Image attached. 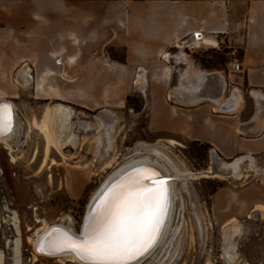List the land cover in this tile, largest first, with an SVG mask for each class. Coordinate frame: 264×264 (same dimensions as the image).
<instances>
[{
  "label": "crops",
  "instance_id": "crops-1",
  "mask_svg": "<svg viewBox=\"0 0 264 264\" xmlns=\"http://www.w3.org/2000/svg\"><path fill=\"white\" fill-rule=\"evenodd\" d=\"M197 32L214 42L210 47L241 49L231 95L221 94V72L190 66L169 92L175 66L161 56L180 52L175 60L184 64L181 42ZM109 48L122 50L125 61L110 58ZM141 89L148 133L206 143L223 160L264 156V0H0V101L12 103L19 122L38 125L58 106L113 113ZM96 131L108 138V128ZM20 134L24 139V129ZM256 191L221 189L213 207L224 199L221 209H238L231 200L239 195L245 196L240 209L260 211L264 189Z\"/></svg>",
  "mask_w": 264,
  "mask_h": 264
},
{
  "label": "rangeland",
  "instance_id": "rangeland-1",
  "mask_svg": "<svg viewBox=\"0 0 264 264\" xmlns=\"http://www.w3.org/2000/svg\"><path fill=\"white\" fill-rule=\"evenodd\" d=\"M181 50L184 64L173 59L167 63L175 66L169 92L176 91L179 72L184 74L190 66L211 75L221 72L224 77V81L219 82L221 94H232L238 77L225 69V49L199 46ZM176 52L175 55L180 53ZM111 54L116 58L124 55L120 49ZM189 80L191 85L194 78L188 76L186 81ZM166 98L170 104H177L172 93ZM107 110L111 109L73 107L74 145L62 149L64 157L51 149L45 158L43 138L36 130L31 131L32 127L22 140L20 132L17 133L9 150L0 144L2 264H14L12 243L16 238L20 242L19 264H78L69 261L68 256L38 255L31 239L43 223L62 222L78 232L85 210L105 177L128 160L136 149L141 156H150L152 149L158 150L162 155L159 160L172 174L202 172L212 167L215 152L206 143L146 131L148 111L143 89L127 95L122 108L112 109L113 113ZM102 117L113 125L107 139L104 134L100 139L95 129L100 126L98 121ZM169 140L177 144L170 145ZM108 160L112 161L110 168H105ZM222 161H236L235 167L243 178L177 176L173 180L171 229L150 257L140 264H264V212L251 207L240 209L245 196L239 195L231 200L238 209H221L227 202L224 199H220L219 208L213 207L215 194L221 189L240 192L249 187L254 194L257 188L264 189V156L240 155ZM13 215L17 219L18 233L11 222ZM232 219L238 220L243 228L236 242V259L229 263L223 257V225Z\"/></svg>",
  "mask_w": 264,
  "mask_h": 264
},
{
  "label": "snow or ice",
  "instance_id": "snow-or-ice-1",
  "mask_svg": "<svg viewBox=\"0 0 264 264\" xmlns=\"http://www.w3.org/2000/svg\"><path fill=\"white\" fill-rule=\"evenodd\" d=\"M8 106L0 105V135L10 130ZM165 182L134 169L94 204L80 237L57 233L45 247L71 250L85 264H138L154 246L167 208Z\"/></svg>",
  "mask_w": 264,
  "mask_h": 264
},
{
  "label": "bare ground",
  "instance_id": "bare-ground-1",
  "mask_svg": "<svg viewBox=\"0 0 264 264\" xmlns=\"http://www.w3.org/2000/svg\"><path fill=\"white\" fill-rule=\"evenodd\" d=\"M199 45H209L212 46L214 42H211L209 40H204L203 42H199ZM207 44V45H206ZM215 45V44H214ZM184 47H180V49H183ZM176 56V55H175ZM172 57L167 56L165 62L169 63V60H171ZM178 63L182 64V60H179ZM190 65V64H189ZM192 72L195 77H201L206 76L205 74L197 71H187ZM186 73V72H185ZM198 82H201L200 80H197ZM188 89L185 88V90ZM202 89V88H201ZM210 91V88H209ZM207 91L206 94L209 92ZM192 92V91H191ZM201 92V91H200ZM188 92L185 91L184 95H187ZM237 94L235 93V99ZM216 101V100H215ZM218 101V100H217ZM237 101V100H236ZM0 105H6L3 103H0ZM8 107L13 110V115H15V108L12 104H8ZM54 116L52 115V112L47 110L44 114L40 124L36 125V127L39 129L40 133L43 135L44 141H45V156L47 155V152L51 146L54 147V149L60 154V156L64 157L62 155V149L64 146L73 144V141L75 139V136L72 132V112L69 108L58 106L55 108ZM105 112V111H104ZM102 116V115H101ZM110 116V115H109ZM103 118V117H102ZM113 118V117H112ZM15 119V118H14ZM15 121V120H14ZM100 127L106 130H110L113 125L111 122L106 121L105 118L99 119ZM116 123V122H115ZM14 130L6 137H4V133H7V129L3 132L2 135H0V141H5L6 139L10 138L11 135L14 133L15 129L17 128L16 122L14 123ZM97 129V127L95 128ZM55 130V134H54ZM170 145L177 144L173 140H169ZM74 145V144H73ZM140 154V155H139ZM162 155L160 152L156 149H152L150 151V156H141V152H139L137 149L133 151V154L129 157L128 160L123 162V164L115 167L108 175L105 177L104 182L101 184L99 189L94 193L90 203L88 204L87 209L85 210V216L83 219V222H81V227L78 232H75L72 228L67 226L66 224L62 222L54 223L51 225H48L47 223H43L41 227L37 230V233L34 234V238L31 239L32 247L34 251L41 256L46 257H61V256H68L69 261L74 262L75 261L78 264H85V261L81 260L75 252L71 250H64V251H55V250H49L45 247V242L49 241L54 235L57 233H68L71 234L74 237H80L85 229L86 224L89 221L91 210L94 206V204L98 201V199L105 193V191L112 187L114 184H116L118 181L122 180L128 173L132 172L134 169H148L152 172H155L160 179H162L165 182V187L167 189L166 191V198H167V208L164 216L162 217V225L158 232L157 239L155 241L154 246L151 248V250L145 254L143 257L139 258L138 264L143 263V261L153 253L155 248L158 246L159 243L163 242V240L166 237V234L169 231V223L171 219V214L173 210V199L175 198L173 191V180L180 176L182 178L185 177H222L227 178L219 175L217 171H215L212 167H209L207 170L202 172H186L182 174H172L170 173L168 167L163 164L159 158ZM114 160V159H113ZM109 161V160H108ZM110 162L106 164L105 168H110ZM114 162V161H113ZM235 162L232 161L227 164V167L232 169V176H234L235 179H241L243 178V175L238 172V170L235 167ZM239 163V162H238ZM54 164V162H53ZM114 165V164H113ZM112 165V166H113ZM166 178H170L168 181H166ZM180 180V179H178ZM177 181V180H175ZM98 188V187H97ZM256 210V209H255ZM260 211L264 212V209H259ZM11 218V222L18 233L17 229V219L16 216L13 215ZM172 220V219H171ZM241 225L239 224L238 220L232 219L228 222H226L223 225V257L224 259L229 262L233 263V261L236 259V242L239 238L241 231H242ZM171 229V228H170ZM238 243V242H237ZM157 249V248H156ZM12 251H13V261L14 264H19L20 262V242L19 239L16 238L12 243ZM33 259L36 260L37 257L33 255ZM0 264H2V255L0 254ZM135 264V262H134Z\"/></svg>",
  "mask_w": 264,
  "mask_h": 264
},
{
  "label": "built area",
  "instance_id": "built-area-1",
  "mask_svg": "<svg viewBox=\"0 0 264 264\" xmlns=\"http://www.w3.org/2000/svg\"><path fill=\"white\" fill-rule=\"evenodd\" d=\"M195 42H203L202 36L200 33H193L191 35V41L187 42L182 41L181 46L184 48H188L189 50H192L194 48H198L199 44H195ZM167 56L172 57L171 59L175 60V53L168 51L165 54L161 56L162 60H165ZM224 57H225V69L229 74H238L242 71L241 69V49L237 46H229L225 48L224 51ZM30 69V68H29Z\"/></svg>",
  "mask_w": 264,
  "mask_h": 264
},
{
  "label": "flooded vegetation",
  "instance_id": "flooded-vegetation-1",
  "mask_svg": "<svg viewBox=\"0 0 264 264\" xmlns=\"http://www.w3.org/2000/svg\"><path fill=\"white\" fill-rule=\"evenodd\" d=\"M0 103H3V104H6V106H8V104H12V103H10V102H6V101H0ZM56 109L54 108V109H52V115L54 116V111H55ZM7 111H8V113H9V115H8V120L10 121V130H8V131H6L7 133H4L5 135H4V137H6V136H8L13 130H14V126H15V122H16V125H17V128L15 129V131H14V133L11 135V137L10 138H8V139H6L5 141H0V144H2L4 147H5V149L6 150H9V147H10V144L12 143V141L16 138V136H17V133H19L22 129H24V131H25V133H27V131L31 128V127H34L35 129H37L38 131H39V129L36 127V122H35V120H34V122H35V125L33 124H27V122H25V121H23V123L22 122H19L18 121V119H17V117L15 116L14 117V115H13V110L12 109H10L9 107L7 108ZM16 115V114H15ZM15 118V119H14ZM15 120V121H14ZM40 132V131H39ZM41 134V133H40ZM54 134H55V130H54ZM42 135V134H41ZM42 137H43V135H42ZM43 140H44V138H43ZM64 147H66V146H64ZM63 147V148H64ZM51 149H54V147L53 146H51L50 148H49V150H48V152H47V155L45 156V152H44V157L46 158L47 156H48V153H49V151L51 150ZM44 150H45V141H44ZM55 150V149H54ZM12 157V156H11ZM13 162V161H12ZM52 164H53V162H52Z\"/></svg>",
  "mask_w": 264,
  "mask_h": 264
},
{
  "label": "water",
  "instance_id": "water-1",
  "mask_svg": "<svg viewBox=\"0 0 264 264\" xmlns=\"http://www.w3.org/2000/svg\"><path fill=\"white\" fill-rule=\"evenodd\" d=\"M212 168L219 173V175L223 177H231L232 176V169L227 167L226 162H223L222 159L215 153L212 156ZM170 178H166L168 181Z\"/></svg>",
  "mask_w": 264,
  "mask_h": 264
},
{
  "label": "trees",
  "instance_id": "trees-1",
  "mask_svg": "<svg viewBox=\"0 0 264 264\" xmlns=\"http://www.w3.org/2000/svg\"><path fill=\"white\" fill-rule=\"evenodd\" d=\"M113 51H114L113 48H109V49L106 50V53H107V55H108L110 58L115 59V60H119V61H121V62H124V61H125V55H123L122 58H116V57L112 56V54H111ZM194 142L199 143L198 141H194ZM206 145H208V144H206ZM208 146H210V145H208ZM210 147H211V146H210Z\"/></svg>",
  "mask_w": 264,
  "mask_h": 264
}]
</instances>
